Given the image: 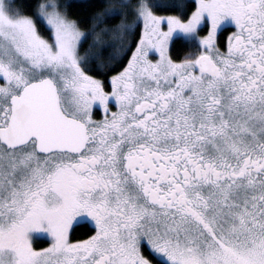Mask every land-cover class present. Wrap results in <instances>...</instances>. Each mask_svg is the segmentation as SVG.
Returning <instances> with one entry per match:
<instances>
[{
  "label": "snow or ice",
  "instance_id": "snow-or-ice-1",
  "mask_svg": "<svg viewBox=\"0 0 264 264\" xmlns=\"http://www.w3.org/2000/svg\"><path fill=\"white\" fill-rule=\"evenodd\" d=\"M0 264H264V0H0Z\"/></svg>",
  "mask_w": 264,
  "mask_h": 264
}]
</instances>
